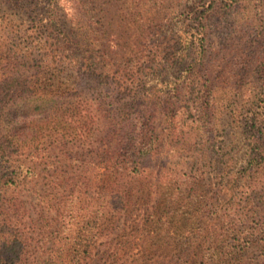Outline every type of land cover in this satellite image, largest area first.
<instances>
[{
    "label": "trees",
    "instance_id": "trees-1",
    "mask_svg": "<svg viewBox=\"0 0 264 264\" xmlns=\"http://www.w3.org/2000/svg\"><path fill=\"white\" fill-rule=\"evenodd\" d=\"M58 1L29 23L0 17V264H247L253 233L232 240L226 214L208 229L202 174L164 151L159 98L124 86L127 67L99 71Z\"/></svg>",
    "mask_w": 264,
    "mask_h": 264
},
{
    "label": "rangeland",
    "instance_id": "rangeland-1",
    "mask_svg": "<svg viewBox=\"0 0 264 264\" xmlns=\"http://www.w3.org/2000/svg\"><path fill=\"white\" fill-rule=\"evenodd\" d=\"M75 1L59 0L58 14L89 35L97 69L127 67L124 86L159 98L150 109L169 133L164 151L188 163L190 182L202 174L213 198L209 217L219 219L205 226L220 231L227 215L240 230L232 240L250 232L258 244L247 264H263L264 0ZM47 10V0H0V17L26 23ZM194 62L204 64L203 77L189 78ZM30 248L32 257L41 254Z\"/></svg>",
    "mask_w": 264,
    "mask_h": 264
}]
</instances>
